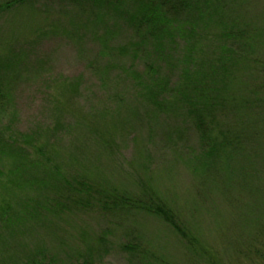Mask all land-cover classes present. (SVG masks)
<instances>
[{"label":"rangeland","instance_id":"1","mask_svg":"<svg viewBox=\"0 0 264 264\" xmlns=\"http://www.w3.org/2000/svg\"><path fill=\"white\" fill-rule=\"evenodd\" d=\"M27 1L0 13V129L11 122L14 134L33 139L25 170L13 176L15 160H0V264H207L169 225L139 212L135 202L151 196L169 204L197 239L202 234L222 264H264L255 253L264 243V194L234 209L229 184L203 179L188 107L171 100L198 80L185 39L159 62L152 44L105 9ZM236 1L242 7L233 18L264 27V0ZM249 46L237 49L249 58L241 64L263 66L264 37ZM150 64L160 65L161 99L171 109L146 100ZM236 68L222 94L258 97L264 78ZM250 107L246 100L241 111L219 117L244 123ZM252 132L264 148V128Z\"/></svg>","mask_w":264,"mask_h":264},{"label":"trees","instance_id":"2","mask_svg":"<svg viewBox=\"0 0 264 264\" xmlns=\"http://www.w3.org/2000/svg\"><path fill=\"white\" fill-rule=\"evenodd\" d=\"M70 1L84 11L105 9L109 15L120 17L121 23L132 29L133 33L140 38L139 42L144 45L152 44L159 62L163 61L161 54L163 56L175 45L181 44L179 38L185 39L183 45L186 43V59L194 58L193 71L198 73V80L194 79L192 83H186L179 94L171 100L177 102L179 106L188 107L191 127L198 134V163L201 165V171L205 173L203 179L207 183L210 180L213 182L223 180L224 184H229L226 185L229 187L226 191L230 193L228 198L229 202L235 205L234 209L244 207L245 202L251 203L254 195L262 196L264 194V148L258 147L260 141L255 140L251 134H255L252 130L259 132L261 127L264 128V91L252 100L241 98L232 100L229 96L222 94L221 88H224L227 77L230 74L234 75L236 67L243 68L246 73L250 72L257 80L264 78V65L254 66L249 61L242 65L241 60L243 58L249 60V58L240 56L241 51L251 50L249 45L258 37H264L263 25L242 23L237 21L236 16L233 18V12L242 7L236 0ZM27 2V0H13L6 6L12 7L18 3ZM6 6L0 7V13L8 10ZM212 47L220 49V54L210 55L209 51L216 50H212ZM136 49H140V44L136 46ZM202 54L207 55L206 60L202 59ZM236 54H239V57L235 56ZM197 55L198 63L195 59ZM159 67L160 65L157 64L148 65L147 75L151 77L152 87L149 88V92L146 91V100L156 109H171L172 101L161 99L167 89L166 83H163L161 79ZM263 87L264 83L260 84L258 90ZM74 89L77 90L76 87ZM1 97L2 92H0ZM246 100L250 106H253L250 107L253 113L244 123L242 121L235 125L228 124L219 117H222L224 110L226 114H228L227 110L241 111ZM12 127V123L9 122L6 127L0 129V160L4 157H12L15 160L18 168L12 172L14 176L16 171L18 173L21 168L24 170L27 168L30 154L27 144L33 139L27 134H14ZM49 167L45 165L47 176L50 174ZM216 168L223 169L222 177L214 173ZM3 176L4 171L0 168V181ZM9 179L12 182L13 177ZM203 194H209L208 190H204ZM256 199L254 198L253 201ZM135 203L139 212L154 216L169 225L207 264H222V260L215 255L216 251L207 244L204 236L198 234L197 239L190 231H187L169 204L153 196L148 197L147 200L138 199ZM255 207L256 205L253 209ZM254 218L256 222H262V217L255 215ZM3 219L0 213V223L4 222ZM255 253L257 257H263L264 243L263 248L256 247Z\"/></svg>","mask_w":264,"mask_h":264}]
</instances>
